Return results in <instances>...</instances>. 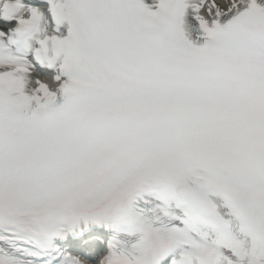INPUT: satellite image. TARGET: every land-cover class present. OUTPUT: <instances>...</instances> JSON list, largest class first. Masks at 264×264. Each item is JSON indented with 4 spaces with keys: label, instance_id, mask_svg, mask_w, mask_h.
<instances>
[{
    "label": "snow or ice",
    "instance_id": "6c2138e0",
    "mask_svg": "<svg viewBox=\"0 0 264 264\" xmlns=\"http://www.w3.org/2000/svg\"><path fill=\"white\" fill-rule=\"evenodd\" d=\"M0 264H264V0H0Z\"/></svg>",
    "mask_w": 264,
    "mask_h": 264
}]
</instances>
